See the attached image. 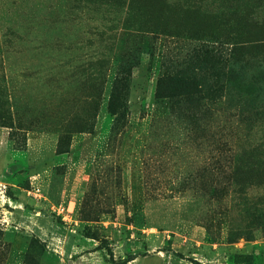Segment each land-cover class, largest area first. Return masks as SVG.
I'll return each instance as SVG.
<instances>
[{"label": "rangeland", "instance_id": "rangeland-1", "mask_svg": "<svg viewBox=\"0 0 264 264\" xmlns=\"http://www.w3.org/2000/svg\"><path fill=\"white\" fill-rule=\"evenodd\" d=\"M231 52L264 0H0V264H264V163L216 168L264 143Z\"/></svg>", "mask_w": 264, "mask_h": 264}, {"label": "trees", "instance_id": "trees-1", "mask_svg": "<svg viewBox=\"0 0 264 264\" xmlns=\"http://www.w3.org/2000/svg\"><path fill=\"white\" fill-rule=\"evenodd\" d=\"M250 60L255 61L258 65L257 71L253 72L252 74H249L250 71ZM202 64L205 65L207 68H212L215 73L216 77V90L219 93H224L227 90H230L231 88H238L242 84L251 77L250 83H254L256 85L261 86V84H264V57L262 59H259L257 57H243L239 56L236 53H232L225 57L224 55H217L214 58H210L207 55L203 57ZM204 62V63H203ZM262 88V87H261ZM121 93V90L119 91ZM123 94H121L122 96ZM117 105L120 108V111L117 113V116H121L122 110L125 106V101L118 100ZM264 143L252 146L251 148L241 151L237 154H234V157L229 162H216L218 165L216 166L217 169L221 170L225 167L231 168V170L237 169V165L241 162H258L259 164H263V160L261 156H264ZM259 159H254V158ZM207 167H205L206 169ZM232 173V172H231ZM233 174V173H232ZM234 175V174H233ZM108 247V246H107ZM108 253L112 255V250L108 247L107 248ZM140 255V254H138ZM145 255V254H142ZM137 255H128L127 257H124L122 261L117 262L118 264H126L129 261L136 258ZM193 264H201L199 262L193 261Z\"/></svg>", "mask_w": 264, "mask_h": 264}, {"label": "crops", "instance_id": "crops-1", "mask_svg": "<svg viewBox=\"0 0 264 264\" xmlns=\"http://www.w3.org/2000/svg\"><path fill=\"white\" fill-rule=\"evenodd\" d=\"M134 260H135V258H134L133 260L129 261L127 264H131V263H133Z\"/></svg>", "mask_w": 264, "mask_h": 264}]
</instances>
